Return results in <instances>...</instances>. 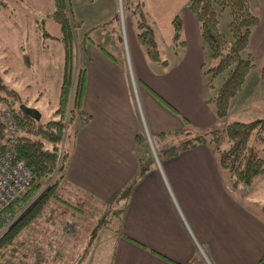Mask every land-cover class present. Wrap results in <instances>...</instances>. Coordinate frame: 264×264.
I'll use <instances>...</instances> for the list:
<instances>
[{
  "label": "crops",
  "instance_id": "obj_1",
  "mask_svg": "<svg viewBox=\"0 0 264 264\" xmlns=\"http://www.w3.org/2000/svg\"><path fill=\"white\" fill-rule=\"evenodd\" d=\"M143 2L153 21L158 58L165 63L142 52L131 15L119 28L117 42L110 41L107 29L106 40L86 37L81 43L85 66L81 104L89 119L76 129L68 146L59 185L67 196L104 205L135 174L137 157L143 156L145 140L136 144L135 131L149 139L159 132L163 136L184 130V124L195 131L230 119L246 120L243 115L264 116V75L258 73L264 51V0H247L258 16L246 42L255 66L221 118L204 101L209 91L200 63L213 59L202 52L197 22L186 0ZM174 12L180 17L181 45L171 42L169 19ZM220 168L208 143L155 158L130 187L120 232L110 229L104 251L95 252L97 256L88 252L82 264H264L263 219L247 205L246 186L232 187L229 174ZM54 253L39 251L40 259L31 263L50 264L47 258Z\"/></svg>",
  "mask_w": 264,
  "mask_h": 264
},
{
  "label": "trees",
  "instance_id": "obj_2",
  "mask_svg": "<svg viewBox=\"0 0 264 264\" xmlns=\"http://www.w3.org/2000/svg\"><path fill=\"white\" fill-rule=\"evenodd\" d=\"M128 2L134 22L135 41L147 58L165 63L163 58H158L159 50L154 36L153 21L144 7L143 0ZM0 3L2 4L1 1ZM51 5L50 9L44 11L43 17H48L56 23L58 33L54 37L59 41L62 51L57 97L51 113L40 119L21 112L17 107L19 98L15 91L3 82L0 75V148L5 140L1 112L7 108L16 123L11 156L20 158L29 170L28 179L22 189L0 207V258L6 254L19 252L20 256L16 258L14 264L28 263L26 254H29V248L26 243L29 240L23 232L28 231L49 201H60L65 205L75 206L56 190L58 183H61L69 149L65 145L58 158L56 150L63 138H68L67 141L72 142L76 129L89 119V113L81 104L84 62L81 60L74 62L76 21L70 17L66 0H51ZM185 5L195 16L202 52L206 57L213 59L210 64H204V61L200 63L204 86L209 89L213 84V77L221 74L213 92L204 96V101L208 102L213 114L221 118L225 115L228 101L238 90L245 74L255 66L253 56L246 50V42L250 29L257 21V15L249 9L247 0H186ZM221 8H226L228 13L225 24L227 35L217 25L216 10ZM169 23L172 45H181L183 39L177 12L171 15ZM41 34H47L46 30L41 29ZM96 44L103 49L98 42ZM258 73L264 74V51L262 61L258 65ZM190 127L189 124L182 126L183 129ZM263 133L264 116L246 120L230 119L220 126L195 130L188 136L160 146L155 153L160 159L173 156L178 151L197 143H208L212 147L217 164L229 173L231 186L238 183L245 186L257 174L264 172V151L259 154L256 143L250 141H259ZM162 134L163 132H159L157 135ZM134 140L136 144H141L144 140L143 134L135 131ZM222 141H225L224 145ZM152 161L150 154L137 157L135 174L112 192L105 202L107 215L104 212V215L96 219L86 238L83 255L88 252L97 237V227L103 225L120 232V215L130 187ZM260 208L264 211V201L261 202ZM4 214L8 216L5 226L2 225ZM39 251L41 250L36 249L34 243V248L31 250V259L34 262L40 259ZM77 261L78 258L75 264Z\"/></svg>",
  "mask_w": 264,
  "mask_h": 264
},
{
  "label": "rangeland",
  "instance_id": "obj_3",
  "mask_svg": "<svg viewBox=\"0 0 264 264\" xmlns=\"http://www.w3.org/2000/svg\"><path fill=\"white\" fill-rule=\"evenodd\" d=\"M0 1L2 2V4L0 3L1 78L8 87L15 91L17 98H19L18 102L33 106L39 111V118L44 119L51 113L52 110L50 109L55 106L62 64V51L57 50L56 46L59 48V45L54 37L58 33L57 25L52 19L43 17L45 9L48 10L52 7L51 0ZM66 1L70 17L76 21L73 45L74 62L83 61L81 59V43L86 37L94 42L98 38L106 40L109 35H105L107 32L105 30L109 29L112 35L110 41L117 42L116 38H120L119 28L123 25L126 15H131L129 0ZM216 16L219 27L224 29L222 31L227 35L225 22L228 13L226 8L217 9ZM41 29H45L47 34L42 35ZM98 43L100 44V42ZM161 51L160 49V54ZM220 77V73L213 77V84L207 91L213 92ZM242 117L248 119L246 115ZM193 132L181 129L176 133H166L163 136L149 135V139L144 137L143 156L150 154L152 160H155L157 158L155 151L160 146L177 141ZM67 140L68 138L61 140L56 150L57 158L61 149L72 143ZM250 141L256 143L259 154H262L264 151V133L259 141ZM224 144L225 141H222V145ZM220 169L223 170L224 174H229L224 168ZM59 185L58 183L56 187L58 193L75 206L65 205L60 201H49L43 212L28 228V231L23 232V235L29 240L26 243L29 248V254H26L28 256L27 264L33 262L31 250L34 248V243H36V249L41 251L47 249L52 253L55 252L51 259L47 258L50 264H75L76 258H78L77 264H82V260L88 252L90 255L97 256L95 252L104 251V246L110 241L112 231L101 225L97 227V237L91 244V249L86 254H82L85 249L86 238L96 219L104 215V212L107 215V206L101 203L93 204L91 201L79 199L73 195L67 196L64 192H60ZM245 186L247 188V205L256 213L257 217L261 216L264 222V211L259 214L260 210L258 209L259 204L264 201V172L257 174ZM19 256V252L11 255L6 254L0 258V264H14ZM43 260L45 261L46 257ZM23 263L18 262L17 264Z\"/></svg>",
  "mask_w": 264,
  "mask_h": 264
},
{
  "label": "built area",
  "instance_id": "obj_4",
  "mask_svg": "<svg viewBox=\"0 0 264 264\" xmlns=\"http://www.w3.org/2000/svg\"><path fill=\"white\" fill-rule=\"evenodd\" d=\"M1 117L5 140L0 148V207L22 189L29 176V170L23 161L11 156V146L16 135V123L11 111L4 109L1 112ZM7 222L8 216L4 214L2 225L5 226ZM262 260L264 262V254Z\"/></svg>",
  "mask_w": 264,
  "mask_h": 264
},
{
  "label": "water",
  "instance_id": "obj_5",
  "mask_svg": "<svg viewBox=\"0 0 264 264\" xmlns=\"http://www.w3.org/2000/svg\"><path fill=\"white\" fill-rule=\"evenodd\" d=\"M17 107L21 112H24V113L28 114L29 116H32L34 118L38 117L39 113L36 110V108H34L33 106H29V105H26L22 102H18Z\"/></svg>",
  "mask_w": 264,
  "mask_h": 264
}]
</instances>
